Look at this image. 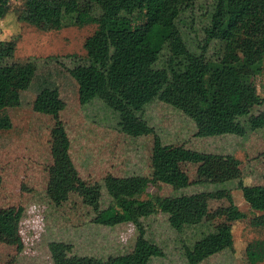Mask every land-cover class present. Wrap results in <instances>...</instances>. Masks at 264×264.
<instances>
[{
    "label": "trees",
    "instance_id": "trees-1",
    "mask_svg": "<svg viewBox=\"0 0 264 264\" xmlns=\"http://www.w3.org/2000/svg\"><path fill=\"white\" fill-rule=\"evenodd\" d=\"M11 11V0H0V21ZM20 21L47 30L96 24L85 40V57L68 67L78 83L83 108L101 101L116 116L118 129L133 139L154 135L150 175L140 193H114L108 205L98 202L86 226L114 227L128 223L137 231L132 251L106 257L78 256L73 246L49 241L52 264H151L163 255L155 238L163 199L148 194L150 185L187 186L186 162L200 163L211 156L184 144L164 143L147 118V108L165 102L180 108L196 123V137L247 136L264 129V95L255 79L264 71V0H23L16 9ZM16 39L0 40V95L17 82L29 83L37 69L33 61H9ZM34 111L56 115L57 104L43 95ZM201 114H199L200 112ZM157 132V133H156ZM51 155L55 171L70 186L85 185L71 155V141L63 125L52 127ZM219 176L223 168L239 167L234 155L214 156ZM237 188L258 215L255 227L264 228V185H248L241 177ZM114 195V196H113ZM233 204V202L231 201ZM22 206H0V244L21 252L24 240ZM68 217V216H67ZM246 218L236 209L216 222L170 220L188 264H200L225 250H234L233 224ZM250 264L264 261V237L246 246ZM4 264H20L17 257Z\"/></svg>",
    "mask_w": 264,
    "mask_h": 264
},
{
    "label": "rangeland",
    "instance_id": "rangeland-1",
    "mask_svg": "<svg viewBox=\"0 0 264 264\" xmlns=\"http://www.w3.org/2000/svg\"><path fill=\"white\" fill-rule=\"evenodd\" d=\"M22 3L11 0V11L0 21V40L17 41L9 63L33 61L37 69L31 82H17L0 95V206L25 208L21 222L25 246L18 252L0 244V264L13 257L20 264H52L48 243L53 240L72 245V253L78 256L130 252L137 237L132 225L95 228L84 225L83 220L89 221L87 215L98 202L108 205L111 192L142 191L143 177L151 172L154 135L133 139L118 129L115 114L101 101L88 108L80 104L79 86L68 67L76 57L86 56L85 40L94 33L96 24L47 30L18 19L16 9ZM255 82L264 95V71ZM38 95L57 104L56 115L34 111ZM146 114L164 143L184 144L211 156L204 162L182 164L190 179L187 186L159 183L142 192L145 198L157 195L163 199L161 208L177 212L173 216L159 213L154 233L164 253L151 264H188L173 240L177 231L170 220L194 221L199 225L188 232L199 233L197 226L216 222L236 209L246 218L233 224L234 250L217 253L200 264H250L246 246L262 239L264 228L253 225L258 213L247 204L237 183L242 177L248 185H264V129L244 137L202 139L194 135L196 123L180 108L155 102ZM57 123L65 127L70 138L83 187L70 186L54 169L50 132ZM229 154L241 164L223 168L225 177L221 178L214 156Z\"/></svg>",
    "mask_w": 264,
    "mask_h": 264
}]
</instances>
